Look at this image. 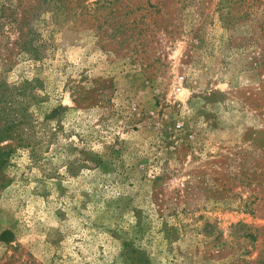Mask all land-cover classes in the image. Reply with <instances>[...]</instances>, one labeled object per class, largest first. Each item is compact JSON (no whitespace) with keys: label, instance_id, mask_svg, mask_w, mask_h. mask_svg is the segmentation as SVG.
<instances>
[{"label":"rangeland","instance_id":"rangeland-1","mask_svg":"<svg viewBox=\"0 0 264 264\" xmlns=\"http://www.w3.org/2000/svg\"><path fill=\"white\" fill-rule=\"evenodd\" d=\"M48 3L0 0V264H264V0Z\"/></svg>","mask_w":264,"mask_h":264},{"label":"trees","instance_id":"trees-1","mask_svg":"<svg viewBox=\"0 0 264 264\" xmlns=\"http://www.w3.org/2000/svg\"><path fill=\"white\" fill-rule=\"evenodd\" d=\"M52 1L55 0H49L48 4ZM34 92L33 82L27 81L10 87L4 80H0V175L4 174L5 168L19 150L32 148L26 126L32 118L29 109L34 104ZM255 163L252 169L247 170L246 180L251 186L264 187V162ZM7 184L0 176V187L6 188ZM9 234L11 233L5 232L3 236Z\"/></svg>","mask_w":264,"mask_h":264}]
</instances>
